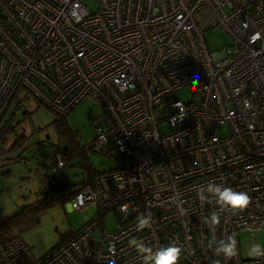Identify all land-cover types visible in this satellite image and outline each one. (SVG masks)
<instances>
[{
    "label": "built area",
    "instance_id": "1",
    "mask_svg": "<svg viewBox=\"0 0 264 264\" xmlns=\"http://www.w3.org/2000/svg\"><path fill=\"white\" fill-rule=\"evenodd\" d=\"M92 1L0 0V122L29 98L59 118L90 100L100 116L85 149L121 161L73 189L68 210L96 208V219L40 259L0 238V264H143L132 239L153 251L175 242L179 264H264V246L242 260L238 243L264 230V0ZM216 28L232 43L210 53L203 35ZM186 87L182 103L174 94ZM209 183L251 203L234 213L199 199ZM113 210L107 233L99 219ZM213 212L218 226L206 222ZM229 237L237 254L217 256Z\"/></svg>",
    "mask_w": 264,
    "mask_h": 264
},
{
    "label": "rangeland",
    "instance_id": "2",
    "mask_svg": "<svg viewBox=\"0 0 264 264\" xmlns=\"http://www.w3.org/2000/svg\"><path fill=\"white\" fill-rule=\"evenodd\" d=\"M85 4L93 9L92 0H85ZM203 38L210 53L219 52L232 43L228 35L219 28L205 31ZM174 98L182 103H189L193 99V90L190 87L183 88L174 94ZM29 99L20 110L13 115L4 116L0 122V131L8 123L14 126L13 134L0 149V222L39 200L38 192L43 185L44 176H53L50 171L42 174L41 166L52 158L55 148L63 150L66 144L54 126L59 117L36 100ZM99 116L98 107L90 100H83L64 119L77 135L80 146L84 147L94 138L95 121ZM16 141L18 144L11 149ZM87 155L91 167L97 173H107L121 166L115 151L87 152ZM77 163L78 161L73 160L61 173L55 174L68 184L77 185L84 175ZM97 217L96 208L73 212L65 204L49 209L38 222L23 224L15 231V235L28 248L33 258L40 259ZM118 218L117 210L107 213L99 219L101 228L112 233ZM94 234L99 235V231ZM238 243L241 259L248 260L253 245L264 246V230L253 235L242 231L238 234Z\"/></svg>",
    "mask_w": 264,
    "mask_h": 264
},
{
    "label": "trees",
    "instance_id": "3",
    "mask_svg": "<svg viewBox=\"0 0 264 264\" xmlns=\"http://www.w3.org/2000/svg\"><path fill=\"white\" fill-rule=\"evenodd\" d=\"M64 119L66 118H58V120L54 122V126L57 134H59V136L64 139L66 143L65 147L63 150L58 147L54 149L52 158L48 162H43L41 166L42 174L45 171L52 172L50 170L49 163H51V161H53L57 155H61L63 157L66 167L70 165L71 161H78V167L83 171L84 174L91 178L101 174L95 172L88 161L87 152L92 151L85 149V146H80L77 135L70 129ZM13 132L14 126L10 123H8L0 131V149L6 143L7 138L13 134ZM16 144H18V141L12 145L11 149L15 148ZM55 173L57 172H52V177L44 176L43 185L38 192L39 200L37 202L23 207L11 218L0 222V238L5 241L17 240L15 231H17L18 228H21L23 224H27L30 221L38 222L40 217L49 209L56 206H63L72 200L74 197L73 189L80 183L77 185H70L64 179L57 177ZM65 242L61 243V245Z\"/></svg>",
    "mask_w": 264,
    "mask_h": 264
},
{
    "label": "clouds",
    "instance_id": "4",
    "mask_svg": "<svg viewBox=\"0 0 264 264\" xmlns=\"http://www.w3.org/2000/svg\"><path fill=\"white\" fill-rule=\"evenodd\" d=\"M257 37L259 34H256ZM208 192L210 195L205 196ZM198 198L207 200L210 197L214 198L216 203L221 208H229L234 213L245 210L251 203L252 198L247 192L236 191L230 187H224L215 183H209L207 186L201 188L197 192ZM126 206H122L124 210ZM150 217L139 218V227H150ZM211 226H218L220 224V216L213 212L210 219L206 220ZM129 246L134 247L136 252L143 257V264H179L182 255V248L177 246L175 242H170L167 247H161L153 251L151 247L132 239L129 241ZM261 246L255 244L250 250V255L254 256L258 253ZM215 254L217 256L223 255L226 259H231L237 254V241L234 237H229L227 243L224 240L216 242Z\"/></svg>",
    "mask_w": 264,
    "mask_h": 264
}]
</instances>
